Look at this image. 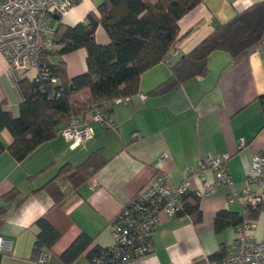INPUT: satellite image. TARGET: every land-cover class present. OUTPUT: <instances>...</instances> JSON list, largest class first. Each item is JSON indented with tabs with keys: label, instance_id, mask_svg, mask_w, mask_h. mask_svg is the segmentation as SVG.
<instances>
[{
	"label": "crops",
	"instance_id": "0c3cea01",
	"mask_svg": "<svg viewBox=\"0 0 264 264\" xmlns=\"http://www.w3.org/2000/svg\"><path fill=\"white\" fill-rule=\"evenodd\" d=\"M258 1L204 0L187 13L180 21V36L170 52V61L161 62L142 74L138 94L110 105L113 127L97 125L89 120L88 112L76 115L95 128L94 135L84 146L72 148L60 133L38 145L21 162L8 151L0 154V237L8 242L0 252V264H43L33 256L40 231L35 222L42 216L60 233L47 262L61 264L60 255L78 237L85 235L91 238L92 244L73 264H86L90 249L113 244L115 216L156 174L167 173L170 183L178 186L184 180L186 167L196 165L205 153L229 156L233 190L260 189L250 176V165L255 154H264L261 101L264 39L238 58L225 50L214 51L209 57L207 75L188 79L165 93H152L171 76V63L190 52L218 22L228 21ZM101 2L79 0L65 14L58 18L52 16L50 38L53 39L60 23L73 26L85 21L88 13L97 11ZM96 39L101 44L110 42L104 27L96 29ZM51 47L57 48L53 44ZM51 58L66 62L70 78L87 70L85 48ZM35 74L31 70L22 76L10 67L0 52V102H4V108L14 115H18L23 100L19 81L24 77L33 80ZM141 93L147 94L145 100ZM0 137L6 144L13 140L6 128L0 130ZM242 138L246 145L239 148ZM97 150L103 153L104 165L78 187L66 177H60L58 181L64 197L56 204L44 185L56 177L65 164L79 165ZM95 180L98 187L92 188ZM190 180L193 190L199 187L198 177L192 176ZM13 190H18L20 196L16 200H6L4 196ZM193 190L187 194L183 205L197 203L202 220L196 223L186 212L163 216L153 232L152 253L130 264H212L213 256L223 257L215 254L223 246L229 247L238 227L230 225L217 232L216 213L222 209L243 213L244 206L238 200L229 202L224 186L200 198ZM246 241H264V210L247 232Z\"/></svg>",
	"mask_w": 264,
	"mask_h": 264
},
{
	"label": "trees",
	"instance_id": "16d2710c",
	"mask_svg": "<svg viewBox=\"0 0 264 264\" xmlns=\"http://www.w3.org/2000/svg\"><path fill=\"white\" fill-rule=\"evenodd\" d=\"M203 1L102 0L98 10L89 12L85 21L73 26L60 23L52 39L57 48L46 49L41 61V66L48 70L50 76L59 78L60 84H51L41 76L39 80L22 78L19 84L23 100L18 115L4 108V102H0V130L8 129L13 137L10 144L0 137V154L8 151L21 162L38 145L58 136L72 114L86 115L88 108L104 102L107 103L104 108L110 114L112 100L138 94L142 74L169 59L180 36L181 19ZM98 26L104 27L108 33L109 43L97 41ZM263 39L264 0H260L237 12L228 21L218 22L215 29L190 52L171 63V76L152 93H165L188 79L207 75L210 71L209 57L214 51L225 50L238 58L258 46ZM80 48L87 50V70L70 78L66 62L53 61L51 57H60ZM261 101L264 109V95ZM104 163L102 151H94L79 165L67 163L62 166L57 176L43 188L59 204L64 197L58 181L60 177H66L74 187H78ZM190 191L182 196V203ZM19 196L20 192L13 190L4 198L16 200ZM263 210L264 200L248 212L219 210L214 218L215 230L221 232L230 225L238 227L248 220L254 221ZM181 212L192 215L196 223L202 220L197 203L183 205ZM35 224L40 231L36 236L33 256L39 262L42 252L51 255L52 246L60 233L44 216L38 218ZM91 244V238L85 235L78 237L60 255L61 264H73ZM105 249L107 247H93L87 253L88 260ZM224 250L227 249L223 246L215 255L224 256ZM211 260L218 259L213 256Z\"/></svg>",
	"mask_w": 264,
	"mask_h": 264
},
{
	"label": "built area",
	"instance_id": "2783aa9c",
	"mask_svg": "<svg viewBox=\"0 0 264 264\" xmlns=\"http://www.w3.org/2000/svg\"><path fill=\"white\" fill-rule=\"evenodd\" d=\"M79 0H0V52L10 67L25 76L34 70L51 84L59 85L57 77L50 76L41 66L43 52L52 46L49 20L54 15H63ZM167 61H170L169 59ZM145 100L147 94L141 93ZM125 97L112 100V104L125 101ZM106 102L88 108L89 120L109 128L114 123L105 110ZM95 128L89 122H82L72 114L61 134L71 143L72 148L84 146L94 135ZM246 145L240 140L239 148ZM229 156L205 153L196 165L185 169L183 182L178 186L170 183L167 173L156 174L150 182L124 206L112 222L113 244L94 255L86 264H130L134 259L148 256L153 250V232L163 216H176L183 209L182 196L191 188L192 176L200 180L194 189L199 197L216 193L219 187L228 190V201H241L244 212L256 208L264 200V154H255L250 165V176L260 186L259 190L244 188L233 190V178L228 167ZM211 174H213L211 176ZM213 177V178H211ZM92 188L98 187L95 180ZM254 226L248 220L238 226L233 242L226 254L212 264H264V241L248 243L247 232ZM8 242L0 237V252ZM50 253L42 252L40 262H47Z\"/></svg>",
	"mask_w": 264,
	"mask_h": 264
},
{
	"label": "water",
	"instance_id": "95a60500",
	"mask_svg": "<svg viewBox=\"0 0 264 264\" xmlns=\"http://www.w3.org/2000/svg\"><path fill=\"white\" fill-rule=\"evenodd\" d=\"M56 17L58 18L59 16H58V15H56Z\"/></svg>",
	"mask_w": 264,
	"mask_h": 264
}]
</instances>
